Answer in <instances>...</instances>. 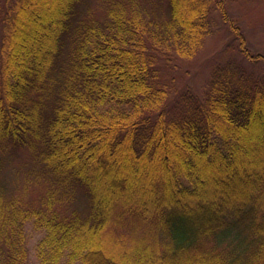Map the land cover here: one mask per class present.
<instances>
[{"label":"trees","instance_id":"1","mask_svg":"<svg viewBox=\"0 0 264 264\" xmlns=\"http://www.w3.org/2000/svg\"><path fill=\"white\" fill-rule=\"evenodd\" d=\"M214 2L264 63L226 0H0V264H29V225L38 264H264V72L233 58L175 97L162 78Z\"/></svg>","mask_w":264,"mask_h":264},{"label":"rangeland","instance_id":"2","mask_svg":"<svg viewBox=\"0 0 264 264\" xmlns=\"http://www.w3.org/2000/svg\"><path fill=\"white\" fill-rule=\"evenodd\" d=\"M13 1V0H12ZM216 1V0H215ZM230 16L241 27L247 38V43L254 53L264 55V0H226ZM219 6V5H218ZM213 4L212 32L208 35L204 47L193 58L173 57L161 60L163 80L170 85L171 97L179 93L192 90L199 95H204L208 89L212 74L216 67L224 65L229 60L237 58L249 70L264 72V63L253 65L239 53L238 41L227 22L221 17L220 7ZM161 66V63H160ZM29 157L23 151L10 157L5 176L12 184L11 188L21 187L25 182V174L29 168ZM36 189L30 195H37ZM85 205L86 198L80 195L78 203ZM29 264H38L36 245L42 233L27 227Z\"/></svg>","mask_w":264,"mask_h":264}]
</instances>
